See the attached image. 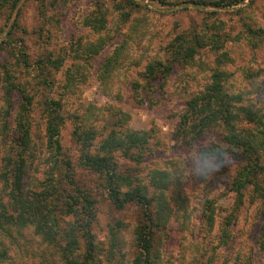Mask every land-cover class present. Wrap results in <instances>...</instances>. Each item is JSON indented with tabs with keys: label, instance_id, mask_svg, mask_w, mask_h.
Instances as JSON below:
<instances>
[{
	"label": "rangeland",
	"instance_id": "obj_1",
	"mask_svg": "<svg viewBox=\"0 0 264 264\" xmlns=\"http://www.w3.org/2000/svg\"><path fill=\"white\" fill-rule=\"evenodd\" d=\"M10 12L9 4L0 10V172L25 101L8 72L33 95V110L22 112L33 148L47 149L45 106L60 102L62 186L93 200L89 264H133L144 213L136 203L114 204L103 176L84 164L80 134L91 150L107 154L101 142L113 134L126 140L128 130L147 132V143L112 156L127 177L122 191L143 186L153 198L159 225L152 226V264H264V154L254 183L238 195L233 179L246 158L239 150L212 156L224 146L222 128L196 137L179 133L187 100L218 69L227 72L228 90L241 94L239 104L264 121V0H20ZM195 38L205 46L192 58L150 76V64L173 62L172 42ZM240 125L250 128L247 119ZM44 160L46 168L53 164ZM157 180L166 187L154 186ZM1 187L0 181L6 202ZM55 214L50 237L33 225L0 229L4 264H64L77 215L67 214L61 201ZM84 251L81 246L72 257L82 260Z\"/></svg>",
	"mask_w": 264,
	"mask_h": 264
},
{
	"label": "trees",
	"instance_id": "obj_2",
	"mask_svg": "<svg viewBox=\"0 0 264 264\" xmlns=\"http://www.w3.org/2000/svg\"><path fill=\"white\" fill-rule=\"evenodd\" d=\"M19 1L0 0V10L9 4L11 16ZM129 1L135 2V0ZM160 1L164 2V0ZM236 1L239 2L240 0ZM216 5L222 6L219 2ZM16 25L17 21L13 23V26ZM188 41L183 39L182 41L172 42L173 62L157 61L150 64L147 68L150 76L169 72L176 61L192 58L200 48L205 46V43L199 38H195L191 42ZM214 47V49L219 50L221 46ZM22 57L24 58L22 61L23 66L28 67L27 55L23 54ZM53 63L58 64V61ZM226 75V71L216 70L205 90L187 100L181 116L179 133L196 137L203 135L207 130L222 128L224 146H218L212 156L224 155L226 152L234 153V151L239 150L246 158V164L237 171L233 179V189L240 195L243 189L254 183L257 173L263 168L261 157L264 154V121L255 111L246 105L239 104L242 100L241 94H232L228 90L224 83ZM6 79L11 87H16L21 92V97L25 101L20 104L15 134L8 140L7 148L4 150L2 157L0 181L1 188H4L8 200L0 202V229L5 233H9V226L24 227L33 225L37 232H43L45 236L50 237L53 232L51 226L56 225L58 221V216L55 214L57 202L61 201L66 213L77 215V219L79 218V223H81L80 226H77V219L71 221V229L68 234L70 240L67 242V246L64 247L66 251L70 250V252L64 254L67 257L64 264H89L94 255V243L91 238L92 232L89 223L93 200L88 198L79 188L71 186L67 190L65 186V188L62 186L65 182L60 180L59 170L63 166L62 161L64 160L60 156L59 135L62 120L59 110L60 102L52 99L51 101L47 100V106H45L47 120L44 136L47 149L43 151L33 148L31 146L33 134L30 130L32 125L27 122L22 113L24 110H33V95L31 93L26 94L23 89L24 86H20L22 83L15 81L8 72ZM243 119L248 120L250 128L245 129V127L239 126V121ZM126 136L125 140L124 138H118L115 134L113 136L109 135L101 142V150L107 153L102 154L96 152V150H91L90 144L87 142L88 138L80 134V138H84L83 146L87 147L83 156L84 164L103 176L108 193L117 207L122 208L129 203H136L142 207L144 219L137 230L138 249L133 264H152L150 258L152 226L159 225V222L153 216V198L148 195L146 188H143V186L122 191L123 184H121V181L127 180V177H122L123 174L117 170V165L112 156V153L118 148L130 150V148L144 146L149 137L147 132L137 130H128ZM208 149L213 151L211 147H208ZM45 155L53 163L47 168L44 167L45 160L43 161ZM159 180H157L158 182H152V184L165 188V182ZM30 182H35V187L29 188ZM125 183L131 185L130 182ZM81 246L85 248L82 260L77 259L76 256L72 257V254L81 249ZM7 256L8 250L6 248L0 249V264H4Z\"/></svg>",
	"mask_w": 264,
	"mask_h": 264
}]
</instances>
